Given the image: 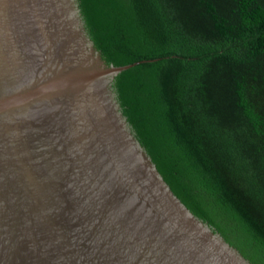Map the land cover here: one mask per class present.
Listing matches in <instances>:
<instances>
[{"label": "water", "instance_id": "water-1", "mask_svg": "<svg viewBox=\"0 0 264 264\" xmlns=\"http://www.w3.org/2000/svg\"><path fill=\"white\" fill-rule=\"evenodd\" d=\"M164 0H0V264H264Z\"/></svg>", "mask_w": 264, "mask_h": 264}, {"label": "trees", "instance_id": "trees-1", "mask_svg": "<svg viewBox=\"0 0 264 264\" xmlns=\"http://www.w3.org/2000/svg\"><path fill=\"white\" fill-rule=\"evenodd\" d=\"M192 103L264 252V0H164Z\"/></svg>", "mask_w": 264, "mask_h": 264}]
</instances>
